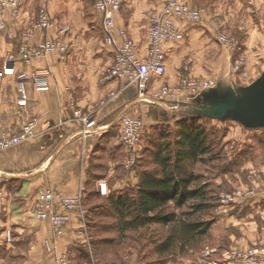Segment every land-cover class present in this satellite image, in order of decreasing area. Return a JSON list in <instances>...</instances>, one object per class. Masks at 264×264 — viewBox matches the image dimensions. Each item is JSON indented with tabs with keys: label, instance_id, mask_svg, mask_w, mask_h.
Returning a JSON list of instances; mask_svg holds the SVG:
<instances>
[{
	"label": "crops",
	"instance_id": "obj_1",
	"mask_svg": "<svg viewBox=\"0 0 264 264\" xmlns=\"http://www.w3.org/2000/svg\"><path fill=\"white\" fill-rule=\"evenodd\" d=\"M21 1L23 9L9 26L14 39L9 37L11 30L0 33V66L9 56L20 58L23 34L38 21L40 8L45 3L43 0ZM122 1L121 11L115 15L116 24L129 32L145 56L151 17L162 10L166 0ZM205 1L210 6L218 3L217 9L222 10L232 0ZM93 7V0L48 1L53 26L44 34L35 32L31 45L40 44L46 37H61L69 46V56L65 61L53 55L30 64H16L17 73L48 75L45 91L36 90L32 82L28 83L30 104L25 118L18 116L16 77L6 76L0 90V130L15 133L27 120L37 121L34 140L0 154L3 193V198L0 197V264H56L57 256L68 251L76 254L80 247H88L89 230L83 224L85 205L88 197L100 195L98 182L110 184V177L116 171L117 158L110 148L118 146L120 149L119 135L112 133L117 119L124 113L164 119L159 109L136 103L137 93L133 87L105 79L115 54L114 49L104 43L101 16ZM220 17L205 18L186 28L184 42L167 46L170 80L154 82L150 95L154 97L163 84H177L188 71L193 76L209 79L225 74L231 65L232 53L231 46L219 42L221 33L225 32L221 30L225 23ZM246 55L253 60L250 51ZM111 93L114 97H110ZM76 113L95 116L94 131L84 133V126L74 117ZM46 187L70 197L83 194L84 216L73 214L62 238L54 237L49 223H39L32 218L34 195L39 188ZM5 229L13 231L12 243L6 242ZM208 234L213 252L218 249L221 252L229 246L243 248L257 240L264 241V224L260 225L252 214H219ZM46 241L53 244L51 254L46 250ZM21 254L26 255L25 259L19 256ZM188 261L191 264H240L223 261L219 256Z\"/></svg>",
	"mask_w": 264,
	"mask_h": 264
},
{
	"label": "rangeland",
	"instance_id": "obj_2",
	"mask_svg": "<svg viewBox=\"0 0 264 264\" xmlns=\"http://www.w3.org/2000/svg\"><path fill=\"white\" fill-rule=\"evenodd\" d=\"M43 1L45 2V0ZM195 2L201 8H204L206 10L204 19L221 16L220 19H222L220 21L225 23V25L221 27V30L229 33L230 36L225 32L221 34L228 36L229 42L225 45H228L229 47L231 46V65L229 69L226 70L225 74L219 76L217 79H209L205 76H193L188 71L187 74L181 75V80L177 84L161 85L160 88L155 92L154 97L150 95V92L152 90L151 85L156 81L165 79L168 82V80H170V72L168 68L166 74L163 77L150 83V86L146 91L144 97L138 95V91L134 86H128L133 87L136 90V103H145L151 105L153 108L159 109L162 116H164V119L160 120V117L155 115L154 116L156 118H150L149 116H147V118L146 116H130L129 114L125 113L121 115L132 119H138L142 121L143 125L146 126V132L139 146L140 150L138 159L136 163L129 169L126 168L128 155L121 141V121L118 122V119L121 116L117 119V127L112 131V133L115 135H119L118 142L120 145V149H118V146L116 148L114 146L113 149L110 148V150L114 152V156H116L117 158L116 171L110 177L111 180L110 184L108 183L109 187L106 196L102 197V195L100 194L97 197H88L89 201L85 205L86 218L83 221L84 226L86 225V228L89 230L91 242L100 243L104 239H107L109 241L110 239H114L115 245L117 246H115L109 252L103 251L106 247L104 249L100 247L97 254L96 251H93V248L90 247V245L88 247H80L79 250L76 251V254L72 251L65 252L71 255V264H191L188 260L196 261L201 258L203 259V257L208 260L213 256H219L223 261L226 262L249 264V260H247L245 263V261L240 258H229L227 254L230 251L232 252L233 250L240 251V253L250 252L253 250L254 244H264V241L257 240L246 245L243 248H240L238 246H229L228 248L223 249V251L221 252H219V249L215 250L214 252L217 253H214L212 250L213 245H210L211 242L208 240V234L192 246L182 247L181 244H178L175 248H172L171 251L160 253L158 250V246L164 243L170 235L169 229L163 228L161 225L152 224L137 231H130L128 232V239L125 238L122 241L118 239V234L116 232L117 221L115 219L114 211L110 207L107 198L110 196L116 197L119 195L135 196L137 187L143 174L156 173L158 171V167L153 162V156L155 152L159 149L160 146L169 144L170 151L174 154V156L177 155V153L181 150L178 146L181 140V138L179 137L181 123H186V125L189 126L191 121L189 122L186 120L192 119L194 117H198V122H196V124H201L206 128L208 143L212 145L213 152L210 155L204 156L201 163L193 165L190 164L191 170L193 169V172L197 176H199V184H208V201L210 204V211L198 214L193 217L192 220L215 222L219 214H252L254 215V219L260 225L264 224V127L253 128L247 126L237 120L234 114H230L223 119H217L213 116H200L202 114V107H204V109L206 107L210 109L213 106L211 105V101L207 98L211 95V92L209 91H211L212 89H221L222 91L220 92H224L225 94L230 90L238 95V93L242 92L243 88L251 85L263 75L264 0H239V2L237 0H232L231 2L226 3V5L223 6L222 10L217 9V6L219 7L218 3L217 6L215 4H212L210 6V4L205 0H195ZM47 3L45 2L42 7H47ZM22 4L24 3L22 2L21 5ZM93 5L95 13L98 14L95 8L96 0H93ZM22 6L19 8L20 10L18 11L17 16L22 11ZM37 22L31 26L28 32L34 33L36 31L34 29V26L37 24ZM184 26V24H180V27L185 30L192 25L187 26L186 28H184ZM46 31L47 30L37 32L44 34L43 32ZM185 40L181 41L180 43L184 42ZM134 43L136 44L135 41ZM177 44H169V46H174ZM105 45L107 44L105 43ZM136 45L140 49V56H147L148 33L147 50L145 56H142L140 45ZM167 46L168 45L163 47V50L166 53V66L167 56L170 50L167 48ZM247 51H250L252 53L253 60H250L246 55ZM67 58L61 60L65 61L67 60ZM113 63L114 61L106 70L105 79L120 81L119 79L111 78L108 74V70L111 68ZM120 82L125 84L122 80ZM34 86L36 87L35 84ZM209 86H211L212 89L209 88ZM163 87H169L171 89L172 93L176 96L174 100L163 98L162 94L161 97L158 95ZM47 89L48 84L46 87L40 89L39 91H45ZM36 90L38 89L36 88ZM110 97H114V93H111ZM19 100L20 95L18 94L17 107L19 109V113H17L20 118H25L24 114L29 107L30 99L28 106H21L23 104L21 102L19 103ZM155 103H157V105L161 107H158L157 105L154 106ZM150 110L152 109L150 108ZM149 114L152 115L153 113L150 112ZM80 116H90L94 119L95 116L90 114L79 115L77 113L74 115V117L77 118L84 126V133H90L94 131V128L90 130L86 127L84 122L81 121ZM31 120L35 119L31 118ZM26 122H28V120ZM35 138L36 137H33L23 142L22 144L30 142ZM9 151L3 152L2 154H5ZM186 162L187 164H189L188 161ZM187 167L189 168V165H187ZM99 179L102 178L99 176ZM101 182L102 181L98 182V190L99 184ZM43 189L52 190L55 193H60L50 187L39 188V190H37L36 196L34 195L35 201L33 208L31 207V211L32 218L39 223L47 222L39 219L37 217L36 211L38 204V195L39 192ZM0 194H2L1 198H3L1 183ZM74 197L75 196H72L71 198ZM62 209L63 208L59 206L58 212L64 213ZM83 211V206H81L80 212L78 211V209H74L69 212L71 216L69 224L71 223L73 214H79L81 217H83ZM185 211H188V206L183 210H176L174 209L173 205H170L168 209V212H176L177 214H182ZM67 227L64 230L63 236L65 235ZM5 231L6 242L12 243L14 241L13 231L7 229H5ZM49 244L51 246V249L48 247ZM209 246H211V248H209ZM45 247L47 252L50 254L54 250L53 244L48 243V241L45 242ZM80 252L85 253L84 256L89 257H80ZM72 255H74V257H72ZM19 256L25 259L26 255L21 254Z\"/></svg>",
	"mask_w": 264,
	"mask_h": 264
},
{
	"label": "built area",
	"instance_id": "obj_3",
	"mask_svg": "<svg viewBox=\"0 0 264 264\" xmlns=\"http://www.w3.org/2000/svg\"><path fill=\"white\" fill-rule=\"evenodd\" d=\"M45 2L47 3L48 0H45ZM21 3V0H0V33L9 30V26L15 21L19 8L23 5ZM122 3V0H96L95 8L101 16L104 43L111 46L115 54L114 63L108 70V74L111 78L124 81L126 86H134L138 91V95L144 97L150 83L159 80L167 72L166 53L163 47L185 40L186 30L182 29L180 24H184V28H186L201 23L204 20L206 10L197 5L195 0H166L162 10L151 17L148 28V52L147 56L141 57L139 54L140 49L130 37L129 32L126 29L118 28L116 24L115 15L121 11ZM52 26V18L48 8L41 7L39 20L34 26L35 32L49 30ZM27 32L23 35L20 44V59L9 56L5 59L4 64L0 66V90L5 77L14 75L17 82V91L20 95L19 103L23 104H20L21 106H28L29 103L28 83H34L36 88L40 90L47 86L48 75L38 72L32 74L17 73L16 64L19 62L27 64L35 59L48 58L53 55H58L63 60L69 56V46L62 38L48 37L40 44L33 46L30 41L35 32ZM9 37L14 39L13 31L10 32ZM219 42L221 44L228 43V36L222 34L219 37ZM161 94L163 98L168 100H174L176 97L169 87H163L158 95L161 97ZM80 118L88 129L92 130L94 128L96 124L94 118L90 116H80ZM118 122H120L121 127V141L128 155L126 168L129 169L138 159L139 146L146 132V126L138 119L125 116H121ZM36 128V121L28 120L20 132L0 131V154L36 137ZM99 192L102 196L107 195V182L102 181L99 184ZM1 196L2 194H0ZM82 200V192L71 198L52 190L43 189L38 195L37 217L47 221L52 228L54 237L60 238L70 222L69 212L74 209H78L80 212ZM59 206L63 208L64 213L58 212ZM48 243L51 242L48 241ZM48 247H51L50 244ZM253 247L250 252L240 253V251L233 250L227 255L229 258H240L245 263L249 260V264H264V244L256 243ZM71 259L69 253H64L58 256L57 264H71Z\"/></svg>",
	"mask_w": 264,
	"mask_h": 264
},
{
	"label": "trees",
	"instance_id": "obj_4",
	"mask_svg": "<svg viewBox=\"0 0 264 264\" xmlns=\"http://www.w3.org/2000/svg\"><path fill=\"white\" fill-rule=\"evenodd\" d=\"M186 121L191 122L189 126L181 123V140L178 145L181 150L174 156L169 144L160 146L153 156L158 171L143 174L135 196L119 195L107 198L115 214L116 232L120 241L128 239L130 231L158 224L169 229L170 233L165 242L158 246L159 252L165 253L178 244L182 247L192 246L210 232L214 222L192 220L196 215L210 211V204L209 186L207 183L199 184V176L191 170V165L201 163L204 156L210 155L213 152L212 145L208 143L206 128L196 124L198 117ZM170 205L176 210H183L188 206V211L182 214L168 212ZM89 238L90 247L96 254L100 247H106L103 251L109 252L117 246L114 239L94 243L91 242L90 233ZM80 253V257H89L84 256L83 252Z\"/></svg>",
	"mask_w": 264,
	"mask_h": 264
},
{
	"label": "water",
	"instance_id": "obj_5",
	"mask_svg": "<svg viewBox=\"0 0 264 264\" xmlns=\"http://www.w3.org/2000/svg\"><path fill=\"white\" fill-rule=\"evenodd\" d=\"M220 91L222 90L209 91L211 95L207 98L213 106L210 109L202 107L200 116L223 119L234 114L237 120L247 126L264 127V73L251 85L243 88L238 95L230 90L226 94Z\"/></svg>",
	"mask_w": 264,
	"mask_h": 264
}]
</instances>
